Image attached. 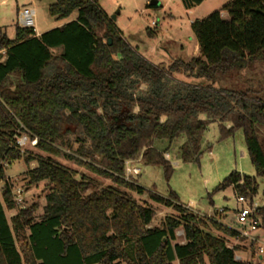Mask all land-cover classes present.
Segmentation results:
<instances>
[{"label":"trees","instance_id":"16d2710c","mask_svg":"<svg viewBox=\"0 0 264 264\" xmlns=\"http://www.w3.org/2000/svg\"><path fill=\"white\" fill-rule=\"evenodd\" d=\"M181 1L189 10L204 0ZM49 13L76 17L40 35L18 27L15 39L0 37V264H24L19 239L27 242L29 264H254L236 259L209 226L233 238L236 230L189 211L175 194L150 193L181 215L151 226L155 210L132 196L144 189L124 174L127 160H142L162 166L169 178L171 144L184 136L181 157L198 161L203 134L217 121L223 136L243 130L257 176L264 177V87L239 80L242 70L264 64V0H233L194 21L200 56L168 68L133 48L97 0H55ZM23 134L47 155L23 150L17 143ZM158 140L169 144L163 152ZM57 157L114 184L78 178ZM21 159L36 162L28 184L45 182L46 204L40 217L20 209L9 219L6 208L16 206L5 166ZM230 185L252 200L259 186L238 171L221 187ZM258 212L264 219V205Z\"/></svg>","mask_w":264,"mask_h":264},{"label":"rangeland","instance_id":"374dc122","mask_svg":"<svg viewBox=\"0 0 264 264\" xmlns=\"http://www.w3.org/2000/svg\"><path fill=\"white\" fill-rule=\"evenodd\" d=\"M97 1L104 12L114 20L117 29L133 48L154 65L168 68L177 60L187 62L193 57L200 56L198 50L196 51L198 40L192 30V23L222 9L233 0H204L189 10L183 6L181 0ZM54 2L55 0H0V37L6 35L10 40L15 39L17 28L23 27L20 24L19 12L24 8L34 9L36 12V33L54 29L76 17V13L62 20L51 16L49 6ZM148 29L156 32V36H150ZM3 52L1 50L0 54H4ZM175 77L188 82L203 81V79L187 77L183 73H176ZM247 78H252L253 85L257 86L261 83L264 87V64H258L255 71L242 70L240 82ZM24 136L26 135H21V137ZM184 141L185 137L182 136L169 148L167 141L158 140L155 143L162 152L168 148L169 157L165 158L173 167L169 178L162 166L146 164L142 160L137 161L136 165L141 168V174L134 177V180L144 189V193L132 192V196L138 202L147 203L155 210L153 226H161L167 216L180 217L181 215L173 207L153 201L150 198L151 192L165 198L175 194L178 203L189 211L202 217L212 218L231 229H237V211L241 207L237 201L238 195L232 185L221 187L232 172L238 171L242 175L256 178L259 186L253 200L260 206L264 205V177L257 176L243 130L238 129L234 134L223 136L219 123L211 122L203 134L202 150L198 161H186L181 157L180 146ZM76 147L75 144L74 148ZM22 148L34 154L47 155L36 149L31 139ZM57 159L76 170L78 178L86 175L94 178L101 186L114 184L113 180L102 177L74 161L63 157H57ZM35 166V161L28 163L24 159L5 166V177L12 185V196L16 206L13 210L6 208L9 219L20 209H35L33 214L36 217L43 214L47 194L45 182L36 185L28 184L27 171ZM4 184V181L0 183V189ZM19 189L21 194H18ZM209 227L214 234L222 236L228 246L234 248L235 254L242 256L243 260L258 261L257 256H252L255 248L251 249L248 241L230 237L212 226ZM177 234V241L183 242V230L180 229ZM17 247L24 259V264H29L27 242L19 239ZM175 264H178V261Z\"/></svg>","mask_w":264,"mask_h":264},{"label":"built area","instance_id":"2783aa9c","mask_svg":"<svg viewBox=\"0 0 264 264\" xmlns=\"http://www.w3.org/2000/svg\"><path fill=\"white\" fill-rule=\"evenodd\" d=\"M36 12L31 8H24L19 12L20 24L23 27H32L35 29ZM5 52V50H3ZM1 52V50H0ZM30 140L27 136L19 137L17 143L22 147ZM32 144L36 145L37 139H31ZM165 157L168 159L169 154ZM126 180H132L134 176L141 174V168L136 165L135 161L127 160L125 162ZM18 194H21L19 189ZM237 201L241 204L237 211L238 227L234 229L238 233V239L248 241L250 248H255L252 256H257L258 261L254 264H263L264 262V219L259 214L258 209L261 207L257 202L244 195H238ZM236 259L243 260V257L236 255Z\"/></svg>","mask_w":264,"mask_h":264},{"label":"crops","instance_id":"0c3cea01","mask_svg":"<svg viewBox=\"0 0 264 264\" xmlns=\"http://www.w3.org/2000/svg\"><path fill=\"white\" fill-rule=\"evenodd\" d=\"M223 14V16H226L227 15V12H223L222 13ZM41 33H43V32H40V33H37V35H40ZM157 34V33H156ZM198 47V49H196V51L198 50V52H199V45L197 46ZM4 53V52H3ZM179 80H182V79H179ZM183 81H186V82H188L187 80H184L183 79ZM190 82V81H189ZM199 82V81H198ZM151 226H153V225H151ZM121 264H124V263H121ZM174 264H175V262H174ZM178 264H179V262H178Z\"/></svg>","mask_w":264,"mask_h":264},{"label":"water","instance_id":"95a60500","mask_svg":"<svg viewBox=\"0 0 264 264\" xmlns=\"http://www.w3.org/2000/svg\"><path fill=\"white\" fill-rule=\"evenodd\" d=\"M115 18V17H114ZM110 43H111V41H110Z\"/></svg>","mask_w":264,"mask_h":264}]
</instances>
